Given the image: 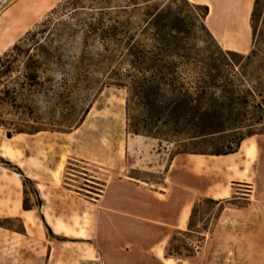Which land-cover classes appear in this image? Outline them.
<instances>
[{
  "label": "crops",
  "instance_id": "0c3cea01",
  "mask_svg": "<svg viewBox=\"0 0 264 264\" xmlns=\"http://www.w3.org/2000/svg\"><path fill=\"white\" fill-rule=\"evenodd\" d=\"M187 1L208 7L204 24L219 47L251 51L254 0ZM111 92L102 91L70 132L8 139L0 130V159L21 172L0 162V219L19 221L24 243L47 249L45 264H68L69 254L83 262V241L93 248L88 260L104 264H264V133L246 137L232 154L180 153L165 161L152 140L126 132L124 95H105ZM203 199L230 203L194 257H167L168 241L189 232L192 209ZM34 253H27V264Z\"/></svg>",
  "mask_w": 264,
  "mask_h": 264
},
{
  "label": "rangeland",
  "instance_id": "374dc122",
  "mask_svg": "<svg viewBox=\"0 0 264 264\" xmlns=\"http://www.w3.org/2000/svg\"><path fill=\"white\" fill-rule=\"evenodd\" d=\"M65 1L67 0H0V57L13 45L19 44L21 51H30L34 54L31 64L40 67L37 81L32 83L39 85L28 88L29 81L26 79L25 69L32 65L26 63L24 54H19L17 61L9 58V61H13L11 64L8 60L2 64L1 73L10 66L13 70L12 73L0 74V90H8V93L0 95V130L5 133L10 132L14 135L17 131L27 134L37 131L70 132L79 126L88 109L91 108L102 91H113L105 95L115 94L118 97L124 95L123 108L125 110L128 91L126 88L114 85H122L115 81L116 61L122 51L120 48L116 49L113 44L105 42L106 40L103 41V37H101L103 34L99 29L110 28L115 20L123 21L129 37L131 53H134L139 46L150 50L154 45L151 40L153 30L145 27L142 21L147 14L158 8L162 9L167 3V0L68 1V6L69 3L78 1L79 5L77 6L108 7L102 12L104 14L100 15L99 11L88 8H79L75 13H73L74 11L70 12L72 10L70 6H67L68 9L65 8L66 6L63 7ZM186 2L188 1L174 0V3L167 5L172 11L182 14L190 15L192 12L202 14L204 12L203 5ZM191 5L199 7L193 9L190 7ZM54 9L55 11H53ZM252 11L253 7L251 14ZM121 12L124 13L121 15ZM249 12L245 17V22H247ZM195 25L193 32L195 38L191 44L207 48L209 51L206 53L207 55L218 57L217 43L215 44L210 37L204 34L198 24ZM252 26L254 35L251 38V51L244 55L248 56L252 53L250 61L234 59L241 62L242 72L246 79L257 90H264V0L259 1ZM27 33L29 36L25 37ZM221 50L226 51L222 48ZM128 60H133V58L130 56ZM23 85L25 89H21ZM116 90H123V95L121 91L114 92ZM247 101L249 105L256 106L248 96ZM255 102L260 103L261 99L256 97ZM130 107V114L133 117L141 119L148 117L147 109L139 105V100L136 97L132 98ZM247 116L252 120L248 121L244 125V129L237 133H226L194 142L186 141L185 144L178 142L183 137L170 140V142H159L157 139L146 138L152 140L155 145L153 150H159L164 155H161V158H164L165 161L183 151L197 150L212 154L215 151L226 150V147L231 146L234 138L239 134L248 136L264 131V108L262 110H257L256 107L249 108ZM148 122L150 121L148 120ZM153 122L154 119L150 124ZM255 123L257 124L254 125ZM157 124L158 128L154 127L153 132L159 134V122ZM144 155L146 156V154ZM142 167L145 168V166ZM129 175L147 178L151 182H156L158 179V175L138 170H131ZM28 190L32 193L30 185L26 186L25 192ZM243 190H245L243 194L246 195L248 189L243 188ZM244 195L242 199H245ZM25 203L28 204L26 198ZM244 203L245 200L239 201V206ZM218 213V206L202 201L197 202L192 215L193 231L175 234L176 239L172 242L170 249L177 248L183 256L181 258H189L185 257L187 251L192 252L201 247L204 235L217 221V217L220 215ZM213 217L215 219L210 225L209 221ZM209 226V230L204 232ZM0 232L4 234L3 239L0 240V250L3 251V254L0 255V264H27L29 260L27 253H33V248L35 249L33 264H45L47 249L39 242H35V245L32 244V247L29 248L27 243H24L26 240L20 236L23 229L19 221L0 219ZM53 238L62 240L59 237ZM83 242V262L75 263V255L69 254L67 263L104 264L103 260L98 259L95 253H92V256H96L97 261L88 260L91 257L89 251L93 248L88 244L91 241ZM195 264L209 263H204L203 259H199Z\"/></svg>",
  "mask_w": 264,
  "mask_h": 264
},
{
  "label": "trees",
  "instance_id": "16d2710c",
  "mask_svg": "<svg viewBox=\"0 0 264 264\" xmlns=\"http://www.w3.org/2000/svg\"><path fill=\"white\" fill-rule=\"evenodd\" d=\"M65 1L63 7L68 6ZM260 0H254L253 11L251 14V29L253 33V18L257 12ZM174 3V0H167L166 5L146 15L142 21L145 27L153 30L151 34L154 45L150 50L143 49L141 46L131 53L129 47V37L125 31L123 21H114L109 28L99 29L103 36V41L113 44L116 49H121L116 61V78L115 81L122 83L114 84L117 87L126 88L128 97L125 106L126 113V132L135 136L149 137L159 140V142L183 137L178 142H194L207 137L221 136L226 133H237L244 129V125L252 120L248 118V109L255 108L262 110L264 108V90H257L244 75L241 62L235 60L238 58L242 61H250L251 55L244 56L231 51H223L217 46L214 38L207 30L204 21L208 15V7L204 6L202 14L191 13L182 14L172 11L167 5ZM188 3V2H186ZM78 1L69 3L73 13L79 8H88L102 12L108 7H83ZM189 5V4H188ZM68 6V7H69ZM193 9L195 5H191ZM55 11V9L53 10ZM124 11V10H122ZM124 12H121L122 15ZM46 23V22H45ZM102 25L103 23L100 22ZM204 34L212 39L218 48V57L207 55V48H200L191 44L194 40V30L196 25ZM90 26V25H89ZM29 36V33L25 37ZM19 54L26 56V63L31 64L34 54L30 51H21L20 45L15 44L10 50L0 57V68L8 60L11 64L17 61ZM133 60H128L129 57ZM12 58L13 61H9ZM28 66L25 69L26 79L29 81L28 88H33L39 84L36 83L39 66ZM130 70V71H129ZM13 70L8 67L5 73H12ZM0 72V74H2ZM2 74V75H3ZM21 89H25L23 85ZM8 93V90H0V95ZM252 99L256 106L249 105L247 96ZM136 97L139 105L147 109V116L143 119L133 117L130 114V102ZM256 97L261 99L256 103ZM150 113V114H148ZM148 118V119H147ZM154 122L150 124L151 121ZM148 120L150 122H148ZM156 121V124H155ZM159 122V134L153 132L154 127L157 129ZM255 123L254 125H256ZM38 132V131H37ZM35 132V133H37ZM25 133L17 131L15 134ZM264 133L261 132L260 134ZM13 134L6 132V137L10 139ZM255 134H250L252 136ZM248 136L239 134L231 146L226 147L224 151H215L212 154H206L197 150L180 153L203 154V155H228L234 153L243 139ZM0 162L8 168H12L18 173L21 172L11 166L10 163L0 159ZM24 187L29 185V181L24 179ZM204 203L218 206V214L224 208V205L230 201H214L211 199L201 200ZM196 207L194 205L190 219L188 231L192 230V215ZM24 208L29 209V205L24 202ZM218 218V217H217ZM216 218V219H217ZM215 217L211 218V225ZM210 226L204 230L207 232ZM176 239L173 236L165 248L166 256L169 258H181V252L177 248H171L172 242ZM203 241V240H202ZM199 252V247L195 251H187L185 257H194Z\"/></svg>",
  "mask_w": 264,
  "mask_h": 264
},
{
  "label": "bare ground",
  "instance_id": "6f19581e",
  "mask_svg": "<svg viewBox=\"0 0 264 264\" xmlns=\"http://www.w3.org/2000/svg\"><path fill=\"white\" fill-rule=\"evenodd\" d=\"M231 15H232V14H231ZM231 15H230V16H231ZM89 115H90V113H89Z\"/></svg>",
  "mask_w": 264,
  "mask_h": 264
}]
</instances>
